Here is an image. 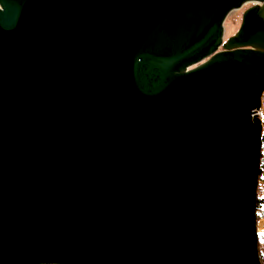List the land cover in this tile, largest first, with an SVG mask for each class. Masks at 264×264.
Wrapping results in <instances>:
<instances>
[{"label":"water","instance_id":"obj_1","mask_svg":"<svg viewBox=\"0 0 264 264\" xmlns=\"http://www.w3.org/2000/svg\"><path fill=\"white\" fill-rule=\"evenodd\" d=\"M262 92L264 0H0V264H260Z\"/></svg>","mask_w":264,"mask_h":264},{"label":"trees","instance_id":"obj_2","mask_svg":"<svg viewBox=\"0 0 264 264\" xmlns=\"http://www.w3.org/2000/svg\"><path fill=\"white\" fill-rule=\"evenodd\" d=\"M264 169V140L260 139V157H259V172ZM255 199V217L256 221L264 218V187L261 184V178L258 179ZM258 260L260 264H264V231H256Z\"/></svg>","mask_w":264,"mask_h":264},{"label":"rangeland","instance_id":"obj_3","mask_svg":"<svg viewBox=\"0 0 264 264\" xmlns=\"http://www.w3.org/2000/svg\"><path fill=\"white\" fill-rule=\"evenodd\" d=\"M249 6H250V3L249 4L246 3L238 10L231 11L227 14L222 24L223 41H225L227 38H229L236 32L239 22H240L241 14L243 13L245 9L249 8ZM260 176H261V179H264V169L261 171ZM256 231L257 232L264 231V218H261L256 221ZM257 256H258V249H257Z\"/></svg>","mask_w":264,"mask_h":264},{"label":"built area","instance_id":"obj_4","mask_svg":"<svg viewBox=\"0 0 264 264\" xmlns=\"http://www.w3.org/2000/svg\"><path fill=\"white\" fill-rule=\"evenodd\" d=\"M251 5V4H250ZM251 118L256 119L259 124H260V139L262 138L264 140V92L260 95L259 99V109H255L251 112L250 114ZM259 172L258 179L259 177L261 178ZM261 184L264 187V179H261Z\"/></svg>","mask_w":264,"mask_h":264}]
</instances>
